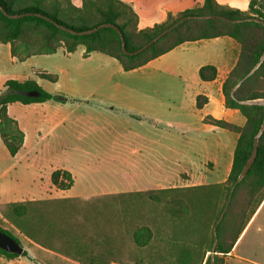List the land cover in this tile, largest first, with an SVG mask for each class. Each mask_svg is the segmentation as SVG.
Here are the masks:
<instances>
[{
  "label": "rangeland",
  "instance_id": "1",
  "mask_svg": "<svg viewBox=\"0 0 264 264\" xmlns=\"http://www.w3.org/2000/svg\"><path fill=\"white\" fill-rule=\"evenodd\" d=\"M190 48L180 46L128 72L103 54L84 59L82 47L67 56L68 73L61 72V63L50 58L56 56H36L19 66L24 74H55L57 82L42 81L41 88L63 99L36 106V112L50 107L49 132L38 141V157L22 159L23 153L12 157L0 141V215L7 205L4 202H19L42 189L47 198L69 200L52 209L67 236L52 240L49 249L39 246L48 250L42 251L30 248L12 230L30 256H0V264H80L67 246L68 239H76L85 252L107 254V259L118 264H139L149 249L156 254L165 247L167 255L186 258L195 244L209 248L221 205L220 186L188 193L197 199L195 211L187 217H170L162 204L151 203L143 194L147 185H180L188 177L189 183L213 185L226 174V168L199 167L206 153L200 142L219 132L232 133L205 128L199 121L200 113L189 97L190 86L184 82L188 78L192 84L190 71L186 74L182 64ZM12 68L4 61L0 78ZM15 105L24 119L25 111L32 110V106ZM61 167L74 179L64 191L50 182V173ZM2 226L10 229L5 222ZM139 226H149L155 235L142 248L132 241V231ZM201 257V252H195L190 264H200ZM15 259L20 262L9 263Z\"/></svg>",
  "mask_w": 264,
  "mask_h": 264
},
{
  "label": "trees",
  "instance_id": "2",
  "mask_svg": "<svg viewBox=\"0 0 264 264\" xmlns=\"http://www.w3.org/2000/svg\"><path fill=\"white\" fill-rule=\"evenodd\" d=\"M201 1V5L176 14L168 13L163 22L140 29L137 14L132 6L121 0H81L80 7L74 6L70 0H0V5L9 15L30 13L21 18L11 19L0 11V44H9L11 56L18 61H24L36 55L53 54L60 47L65 53L70 54L76 50L77 46H82L85 57L93 52L106 55L116 60L123 71L128 72L144 66L149 61L186 42L224 36L233 39L238 44L239 53L235 65L222 84V94L224 106L237 110L244 117V124L237 126L210 116L203 119L204 123L223 128L238 136L230 171L223 185H213L222 188L221 205L215 215L214 225L222 212L232 185L250 157L253 138L264 120V106L239 103V101L264 98V60L258 64L264 52V26L253 20L260 19L264 22V0H249L248 7L244 11L221 5L216 0ZM35 14L42 15L48 20ZM193 16H220L224 19L185 20L148 49L133 56L123 54L120 37L112 28H102L90 34L76 35L54 25L56 23L68 30L82 32L101 24H111L119 29L125 49L135 51L179 20ZM257 64L258 66L253 70ZM250 72L251 74L236 86ZM216 75L217 70L212 65H204L198 70V76L202 81H212ZM38 76L50 82L57 80L56 75L46 72H40ZM3 86L4 90L0 93V140L7 153L13 157L22 147L24 133L17 122L7 114V105L15 102L24 105L42 103L63 98L45 92L33 80L19 82L9 79L4 82ZM32 91L37 92L38 96L25 95ZM205 102V97H196L197 108ZM50 182L56 189L68 190L72 187L74 180L68 170L57 169L51 172ZM207 189V186L167 188L150 190L143 194L151 203L162 204L170 217H187L195 211L197 199L188 193L193 190L203 192ZM263 199L264 131L258 141L255 160L234 188L226 212L217 226L215 254L212 260L207 257L204 264H211V261L213 264H224L223 255L231 251ZM67 202L69 200L62 199L9 203L2 217L10 229L2 226L4 221L1 219L0 232L10 236L21 245L17 236L12 233L13 230L30 242L49 249L52 240L67 236L65 228H62L52 216L53 207ZM151 236L152 232L147 226L135 227L132 231V241L137 247L145 246ZM213 241L211 234L208 251L211 250ZM66 243L69 248H72L74 258L80 264H110L112 262L106 258L107 254L103 257V255L90 251L85 252L83 245L79 244L76 239H68ZM26 254L25 250L18 255L0 249V256L7 259L26 256Z\"/></svg>",
  "mask_w": 264,
  "mask_h": 264
},
{
  "label": "crops",
  "instance_id": "3",
  "mask_svg": "<svg viewBox=\"0 0 264 264\" xmlns=\"http://www.w3.org/2000/svg\"><path fill=\"white\" fill-rule=\"evenodd\" d=\"M70 1L76 7L81 6V0H70ZM121 1L128 3L132 6L133 10L137 14L138 28L140 29L152 27L154 24L163 22L166 19L168 13L176 14L177 12H180L182 10L192 8L194 5L198 6L202 4L201 0H121ZM216 1L221 5H228L230 7L237 8L242 11L247 9L249 2V0H216ZM186 45H190L191 48L189 49L187 54L183 56L182 64L184 67H187V69H184V72L186 74L188 73L187 70L190 71V74H188V76L192 77V84L190 85L188 78H185L184 82L185 84L188 83V85L190 86L191 90L189 93V97L192 102V106L200 113L199 121L206 126L205 128H209L211 130L214 129L225 130V129L204 123L203 119L207 116H210L214 119H221L226 122L233 123L237 126H242L245 121L244 117L237 110L228 109L224 106V96L222 94V84L225 78L227 77L228 73L230 72V70L233 68V66L237 61V57L239 53L238 44L233 39L224 36V37H217L208 40L186 42L175 48ZM78 47H82V46H77L76 49ZM75 52L76 50L73 53L68 54L64 52V49L62 47H60L56 50L55 53L49 54L47 56H56L50 58H52V61H57L61 63L59 66L61 72L68 73L70 59L67 56L72 55ZM95 53L96 52L90 53L88 56L85 57L84 48L82 47L81 54L84 59H90L91 56ZM36 56H41V55H36ZM36 56H31L25 59L24 61H18L15 57L11 56L9 44H0V66H3L4 61H7L9 64L13 66L10 72H8L9 73L8 75L0 78V93L4 90V86H3L4 82L9 79L16 80L19 82L25 80H33L37 83L38 86L41 87V82L45 81V79L40 78L38 76V73L46 72V71H34V72L31 71L29 74H24L19 71L21 69V67L19 66L26 64L28 60H31ZM152 61L153 60L149 61L148 63ZM204 65H212L216 68L217 75L214 80L212 81L200 80L198 76V70L200 67ZM195 75H197V79H195L194 77ZM198 96H203L206 98V102L200 108L196 107V97ZM46 102L47 101L42 103H31L25 105L21 104L25 108L32 106L31 111H25V114H23L25 119L21 117L22 114L19 113L17 108L15 107L16 106L15 104L18 102L10 103L7 105V114L17 122L19 128L24 133V140L22 147L13 157L19 156L21 153H23L22 159L23 158L25 159L30 155H35V157H38V152H39L38 141L41 140V138L47 137L49 132V128L47 126L49 123L47 114L50 107H48L44 111L36 112L37 111L36 106L45 105L47 104ZM22 123H26L25 124L26 126L24 127ZM228 132L232 133V135L229 136V135H225L223 132H219L216 136L211 137L209 139H204L200 142V144L206 150V153L204 154V161L200 164L199 167L203 169L207 168L208 171H216L221 168L223 169L226 168L225 176L221 180L212 183L213 185L222 184L225 181L230 171L232 155L238 136L236 133L230 131ZM45 149H47V145L45 146ZM58 169L67 170L64 167ZM189 180H190L189 177L186 178L185 180H183V182H181L182 184L180 185L178 184L177 185H165V184L147 185L144 187V192L150 190L155 191V190L167 189V188H191L198 186H213L203 182L189 183ZM46 193H47L46 191H43L42 189H38L34 194H31L30 196H28V198H24L19 202L39 201V200H62V198H47L46 196H44L46 195ZM9 203H14V201L4 202V204H9ZM0 218L4 222H6L2 217V215H0ZM150 230L152 232L151 239L143 247H146L153 242L155 235L151 228ZM24 239L29 244L32 245L30 248L36 247L39 250L48 251L46 249L40 248L38 245L30 242L26 238ZM165 249H166L165 247L162 248L161 251L156 254H154L153 249H149L150 251L148 250L145 254H142L143 256L141 257L142 259L139 260V264H190V260H191L190 256L194 255L195 252L202 253L200 264H204L207 257L211 258V253H210L211 250L208 251L209 248H206L203 243L195 244V247L192 249L190 253L191 255H186V258H182L180 254L169 256L166 254ZM27 254L28 256H30L29 251H27ZM17 258H21V257L18 256ZM223 259H224V264H264V199L261 202V204L258 206L256 211L254 212L250 220L247 222L246 226L239 235L231 251L223 255ZM14 262L19 263L20 261H18V259L9 260V263H14ZM112 264H118V263L112 262Z\"/></svg>",
  "mask_w": 264,
  "mask_h": 264
},
{
  "label": "water",
  "instance_id": "4",
  "mask_svg": "<svg viewBox=\"0 0 264 264\" xmlns=\"http://www.w3.org/2000/svg\"><path fill=\"white\" fill-rule=\"evenodd\" d=\"M0 11L3 13L4 16H6L8 18H11V19H17V18H21V17L27 16V15H30V13H26V14H12V15H9V14H7L4 11V9L2 8L1 5H0ZM35 15L38 16V17H43L42 15H39V14H35ZM43 18L46 19V20H48V18H45V17H43ZM213 18H222V19H224L223 17H220V16H193V17H185V18L179 20L177 23H175L171 27H169L168 29L162 31L161 33H159L158 35H156L155 37H153L151 40H149L142 47H140L139 49H137L135 51H128V50L125 49L124 41H123V38H122V35H121L119 29L117 27H115L114 25H111V24H101V25H99V26H97L95 28H92V29H89V30H86V31H82V32H74V31L68 30V29L63 28L62 26H60V25H58L56 23H54V25L57 26L60 29L69 31L70 33L76 34V35H86V34H90V33L96 32V31H98L99 29H102V28H112V29H114L117 32V34L120 37L121 49H122L123 54L128 55V56H133V55H137V54L145 51L146 49H148L152 44H154L161 37H163L165 34H167L169 31H171L174 27H176L178 24H180L181 22H183L185 20H190V19H213ZM253 20L256 21V22H258V23H260L262 26H264V22L262 20H260V19H253ZM263 60H264V52L261 55L258 64L261 63ZM258 64L253 68V70L256 69V67L258 66ZM251 72L248 73L247 75H245L237 83L236 86H238L243 80H245L251 74ZM235 88L232 90V94H233ZM25 95H27L29 97H36V96H38V93L32 91V92L25 93ZM239 103L242 104V105L264 106V98L254 99V100L239 101ZM263 131H264V120H263V122H262V124H261V126L259 128V131L257 132V134L253 138V147H252V151H251L250 157L246 161V163L243 166L242 170L240 171V173H239L236 181L232 185V187L230 189V192H229V195L227 197L226 203H225V205H224V207L222 209V212H221L219 218L217 219V221H216V223H215V225L213 227L212 235H213L214 241H213V245H212V248H211V251H210V253H211V259H212V255L215 254V247H216V244H217V240H216V229H217V226L220 223L221 219L223 218V216H224V214L226 212V209L228 207V204H229V201H230V197L232 195V192L234 191V188L239 183V181L246 175V173L248 172L250 166L252 165V163L255 160L256 153H257L258 141H259V138L262 135ZM0 249L2 251H4V252L14 253V254H18V255H20L21 252L23 251V248L21 247L20 244H18L13 238H11L10 236L6 235L3 232H0ZM211 264H213L212 261H211Z\"/></svg>",
  "mask_w": 264,
  "mask_h": 264
}]
</instances>
